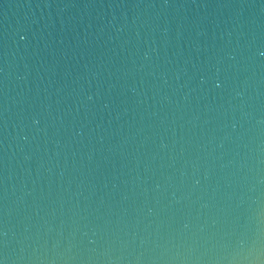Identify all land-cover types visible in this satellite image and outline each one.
Here are the masks:
<instances>
[{
    "label": "water",
    "instance_id": "water-1",
    "mask_svg": "<svg viewBox=\"0 0 264 264\" xmlns=\"http://www.w3.org/2000/svg\"><path fill=\"white\" fill-rule=\"evenodd\" d=\"M0 264H264V0H0Z\"/></svg>",
    "mask_w": 264,
    "mask_h": 264
}]
</instances>
